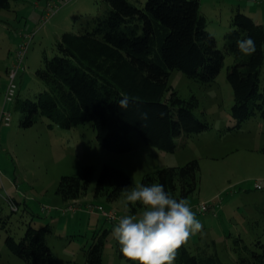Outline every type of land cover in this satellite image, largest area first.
<instances>
[{
  "label": "rangeland",
  "instance_id": "374dc122",
  "mask_svg": "<svg viewBox=\"0 0 264 264\" xmlns=\"http://www.w3.org/2000/svg\"><path fill=\"white\" fill-rule=\"evenodd\" d=\"M132 1L141 6L138 0ZM200 1L207 28L217 37L220 47L237 8L264 24V0ZM47 2L11 0V9L0 13V210L3 217H10L7 229L20 239L29 222L36 227L51 224L48 243L59 264H87L84 250L92 243L93 234L108 228L104 264H130L120 256L112 229L122 215L139 216L143 207L130 204L126 209L125 189L114 201L95 195L103 165L125 170L131 177L128 186H132L142 183L144 175L157 166L184 165L197 158L200 184L183 200L193 210L204 202L211 207L204 213L196 212L202 228L183 243L193 251L197 245L204 246L209 252H217L225 264H236V238L241 236L250 246H255L257 240L264 242V122L257 115L235 127L238 122L231 115L233 88L227 80V68L234 63L231 55L210 84L195 81L180 70L172 71L169 85L185 99L196 96V115L212 125L201 133L178 136L174 152L144 143L137 132H132V151H110L98 142L90 122L67 129L38 115L32 126H21L22 114L15 102L4 101L7 71L16 61L21 33L35 32L24 61L26 67L17 75L18 93L35 97L44 89L36 76L37 68L43 65V51L53 56L58 35L79 31L83 22L106 8L103 0H70L45 20L42 18ZM4 108L12 112L9 125L1 122ZM87 165L95 167L90 187L81 198L65 202L56 193L61 176L79 174ZM100 207L115 213L116 219H107ZM6 235L7 230L0 227V264H28L10 251ZM174 264H178L176 259Z\"/></svg>",
  "mask_w": 264,
  "mask_h": 264
},
{
  "label": "trees",
  "instance_id": "16d2710c",
  "mask_svg": "<svg viewBox=\"0 0 264 264\" xmlns=\"http://www.w3.org/2000/svg\"><path fill=\"white\" fill-rule=\"evenodd\" d=\"M103 1L106 8L83 22L79 31L61 34L53 56L43 51V65L37 68L36 76L44 89L35 97L18 93L14 101L22 114L21 126H32L38 115L67 129L90 122L98 142L110 151H132V132H137L144 143L174 152L178 136L201 133L212 125L196 115V96L185 99L169 85L172 71L180 70L195 81L210 84L229 55L234 57L227 68V80L233 88L235 127L257 115L264 122L263 23L237 8L220 47L207 28L200 0H138L141 6L132 0ZM9 9L11 0H0V13ZM245 36H251L256 45L251 55L237 48L236 41ZM122 94L131 98L126 109L116 103ZM200 170L197 158L184 165L157 166L144 175L142 183L163 184L166 191L185 199L198 189ZM94 176L93 165L84 166L79 174L62 175L56 193L65 202L79 199ZM130 183L125 170L104 164L95 195L117 200ZM17 204L14 199L16 209ZM2 219L0 227L7 230L5 243L12 253L28 264H59L48 243L51 224L36 227L29 222L17 239L7 229L9 215L3 217L0 210ZM109 232L104 228L93 234L92 243L84 250L87 264H104ZM235 241L236 264H264L263 241L257 240L255 246L241 236ZM175 259L178 264H225L217 252L201 245L193 251L183 242Z\"/></svg>",
  "mask_w": 264,
  "mask_h": 264
},
{
  "label": "clouds",
  "instance_id": "9594fccd",
  "mask_svg": "<svg viewBox=\"0 0 264 264\" xmlns=\"http://www.w3.org/2000/svg\"><path fill=\"white\" fill-rule=\"evenodd\" d=\"M236 44L242 54L251 55L256 50L251 36L238 39ZM130 99L122 94L116 103L126 109ZM137 203L143 206L142 214L122 215L112 229L120 253L135 264H174L177 247L202 228L196 212L160 183L126 186L124 207Z\"/></svg>",
  "mask_w": 264,
  "mask_h": 264
},
{
  "label": "built area",
  "instance_id": "2783aa9c",
  "mask_svg": "<svg viewBox=\"0 0 264 264\" xmlns=\"http://www.w3.org/2000/svg\"><path fill=\"white\" fill-rule=\"evenodd\" d=\"M70 0H48L47 2V12L44 13L43 18L47 20L48 18L52 15H54L58 11L61 6L69 2ZM44 20V22H45ZM35 32H22L21 37L22 40L18 44V50L16 54V61L9 67L8 69V82L5 90V103H10L14 102L16 99V96L18 94V83H17V75L19 71L23 68L26 67L24 64L26 54L28 52L29 46L31 44V41L33 39ZM12 120V112L10 109L4 108L2 111V117H1V122L9 125ZM257 187H261L259 183L256 184ZM216 205V204H215ZM217 207L219 204L216 205ZM211 205L208 203L204 202L198 208L197 210H193L195 212H201L204 213L205 211H208L210 209ZM16 208V207H15ZM101 213L107 217L109 220H115L116 219V214L113 213L112 211H106L104 210L103 207H100Z\"/></svg>",
  "mask_w": 264,
  "mask_h": 264
},
{
  "label": "crops",
  "instance_id": "0c3cea01",
  "mask_svg": "<svg viewBox=\"0 0 264 264\" xmlns=\"http://www.w3.org/2000/svg\"><path fill=\"white\" fill-rule=\"evenodd\" d=\"M62 34V33H61ZM59 37L61 36V35H58Z\"/></svg>",
  "mask_w": 264,
  "mask_h": 264
}]
</instances>
